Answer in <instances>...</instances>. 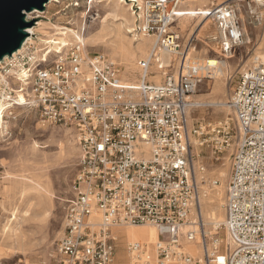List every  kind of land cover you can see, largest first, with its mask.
Instances as JSON below:
<instances>
[{
  "label": "built area",
  "instance_id": "built-area-1",
  "mask_svg": "<svg viewBox=\"0 0 264 264\" xmlns=\"http://www.w3.org/2000/svg\"><path fill=\"white\" fill-rule=\"evenodd\" d=\"M183 1L192 0L131 3L136 29L154 39L147 59L138 62L136 88L121 85L118 67L102 56L85 65L79 36L40 51L26 42L0 64L2 121L17 108H32L43 122L75 132L77 173L56 245L59 264H111L117 242L111 227L118 225L157 231L154 244L125 245L130 264H264V65L257 61L244 71L232 90L233 129L228 122L190 127V97L208 77L206 67L189 61L195 37L182 40L169 30ZM238 13L227 3L201 14L215 26L212 40L223 57L242 44ZM163 51L179 59L161 84L151 85L152 62L159 70L171 66L159 60ZM193 138L198 147L211 144L215 161L232 151L219 226L224 241L205 229L201 200L212 182L193 154ZM190 243L200 257L186 250Z\"/></svg>",
  "mask_w": 264,
  "mask_h": 264
},
{
  "label": "rangeland",
  "instance_id": "rangeland-1",
  "mask_svg": "<svg viewBox=\"0 0 264 264\" xmlns=\"http://www.w3.org/2000/svg\"><path fill=\"white\" fill-rule=\"evenodd\" d=\"M141 1L139 0L138 3ZM223 1L199 0V4L214 2L217 5ZM117 3L123 7L122 10L128 20V24L122 26V35L128 45L132 48L136 47L138 43L145 41L149 36L141 34L136 29L138 23L135 21V16L132 15L131 0H50L44 14L36 17L38 25L33 30L36 36L32 40L33 46L36 51L43 48L39 39H46L48 38L46 35L50 34V31L45 30L44 25L64 26L74 30L76 35L82 39L85 38V46H83L89 58L102 56L118 67L121 85H125L124 82L131 83L129 85H137L140 75L138 62L145 60L151 45L144 55H135L129 64V68H132V79H122L121 76L125 71L124 62L120 58L110 55L112 49L116 47L115 35L110 34L105 38L104 43L99 44L98 42L94 48H90L86 43L87 40L100 33L108 34L113 30L115 32L120 21L113 18L110 8ZM227 3H232L235 6L240 5L238 16L242 35H244L243 41L244 39L245 41L233 51L231 55L233 58L228 62L226 95L222 97L218 95L216 99L222 98L218 101L212 100L209 93L215 79H211L209 75L205 74L208 78L201 82L192 95L193 97H190L193 104L188 109L190 127L208 124L212 127L228 122L233 129L234 118L229 107L227 110L218 106H201V103L219 101L228 103L241 74L257 65V63H253V58L257 53H264L263 31L262 43L258 38L261 30L264 29V16L258 17V13L264 12V8L257 9L255 13L250 14L247 5L250 4L255 10L253 0H247V2L229 0ZM180 4L177 6L178 12L186 7V4ZM204 8L200 12L205 10ZM200 12L195 18H182V16L175 18L169 30L177 33L182 40L193 35L195 37L194 50L189 53V61L204 65L208 59L218 60L223 56L217 44L212 40V36H216L215 26L210 20H203L199 15ZM68 22L70 24H67ZM201 26H203L202 30L196 34V28ZM243 28L247 29L250 41ZM63 37L67 43L74 42V36L68 32ZM61 38L62 36L53 37L56 41H60ZM151 38L154 40L153 37ZM262 55L257 59L264 65V54ZM170 57L166 63L161 61L162 64L171 65L166 67L167 69L157 70V66L153 63L149 67L148 82H151V85L161 84L164 78L163 74L171 73L179 57L176 54H172ZM192 141L195 143L196 139L193 138ZM193 154L196 156L198 164L201 163L205 167L204 177L207 181H217L218 185L220 184L214 175L217 169L226 172L228 170L230 173L231 148L222 151L218 155V161L214 159L211 144L203 147H198L195 144ZM78 155L79 148L73 129L43 122L35 109L17 108L11 118L3 121V125L0 126V264H59L60 256L57 253L56 245L62 233L65 207L74 195L73 180L77 173ZM228 178L222 182L223 204L226 192L224 187ZM30 181L40 184L42 196L38 197L36 191L30 188L23 189L22 185L28 184ZM204 187L206 188V185ZM208 187L211 189V185ZM222 211L224 212V206ZM116 229H111L113 237L117 239L114 245L115 256L124 247L121 239L115 235ZM205 229L207 233L214 234L211 227L205 226ZM216 232L217 237L224 241L223 229L218 227Z\"/></svg>",
  "mask_w": 264,
  "mask_h": 264
},
{
  "label": "bare ground",
  "instance_id": "bare-ground-1",
  "mask_svg": "<svg viewBox=\"0 0 264 264\" xmlns=\"http://www.w3.org/2000/svg\"><path fill=\"white\" fill-rule=\"evenodd\" d=\"M131 1L132 2H138L139 0H131ZM228 1L229 0H224L223 2H221L217 5L214 2H210V6L208 8H210L212 6H218V5L226 4V2H228ZM235 2H247V0H239V1L236 0ZM253 2L255 4V10L253 9V7L250 4L247 5V8H248V11L250 14L255 13L257 9L264 8V3H260L257 0H253ZM117 4H119V5H117ZM117 4L112 5V7L110 8V11H111L110 13L113 16V18L116 19V21H118V22L120 21L119 24H117L115 32L113 30V31L109 32L108 34L100 33L99 35H96L95 37H92L89 40H87L86 43L90 48H94L98 42H99V44L104 43V41L106 40L105 38L107 36H110V34L115 35L114 36V42L116 44V47L114 49H112V52H110V55L116 56L124 62L125 71H124L123 75L121 76L122 79H129V78L132 79V76H131L132 75V68H129V64L134 59L135 55H141V56L144 55V53L148 49V47L150 45L152 46V38L149 36L148 39H145V41L138 43L137 46L134 48H132L130 45H128L124 39V36L122 35V26H124V25L126 26L128 24V20H127V17L125 15V12L122 10L123 7L120 6V3H117ZM181 4H183V5L186 4V8H182L181 11H179V12H181L180 14L182 16H186L189 18H195L197 16V14L200 12V10H202L204 7L207 6V4H205V3L199 4V0L183 1V2H181ZM196 4H198V5H196ZM236 6L240 12V9H239L240 5L237 4ZM208 8L203 10L202 12H200L199 15L201 16V14L206 13L207 10H209ZM262 16H264V12L258 13V17H262ZM251 19H252V17H251ZM103 20H102V22H103ZM203 20H205V19L203 18ZM67 24H70V23L68 22ZM44 26H45V30H47V32L50 31V34L46 35V36H48V38H46V39H42V38L39 39L41 47H43L41 50L49 48V47L54 48V45L62 44L64 46V45L69 44L65 41V39L63 37L67 34V32L70 35H73L75 39H76V37H78V35H76L74 30L68 29L64 26L54 25V24H51V25L46 24ZM82 26H83V24H82ZM203 26H204V24H203ZM203 26L196 28V32H197L196 34L200 33V30H202ZM33 30H34V28L30 29V32L32 35H34ZM243 30H244V33L249 38V33H248L247 29L243 28ZM262 31L264 33V29H262L261 34L258 35V38L261 41V43H262V38H263L262 37L263 36ZM54 36H62V38L60 41H56L55 39H53ZM213 37L214 36H212V38ZM243 37H244V35H243ZM74 38H73V40H75ZM196 38L198 39L197 41L199 42L198 36ZM33 39H34V37L29 38L27 40V42L33 43V41H32ZM244 41H245V39H244ZM244 41H242V42H244ZM249 41H250V38H249ZM82 42H83V45L85 46V38L82 39ZM245 44H248V43H245ZM20 51L21 50H19L18 52H20ZM159 54H160V56L158 57L159 60H161L163 63H166L168 61L169 57L174 53H167L166 51H163V52H160ZM262 54H264V53H257L256 56L253 58V63H257V61H258L257 58L260 57ZM148 55L149 54H147L145 59H147ZM105 58H106V56H105ZM222 58H220L218 60L211 58V59H208L206 62H204V65L199 64L200 66L207 68V69L205 68V70H206L205 74L209 75V77L211 79L212 78L215 79V82L213 83L212 88H211V92H210L211 97L210 98L212 100H216V101L222 99V98L216 99V97L218 95H220L222 97V96L226 95V93H227L226 88H227V84H228V79H226V73L228 72V62L233 57L230 55V56L222 57ZM83 59H84V64L86 65L89 62V57L87 55L86 49L83 50ZM129 75H130V77H129ZM124 83H125V85H123V86L125 88H130V87L136 88L137 87L136 85H129L131 83H128V82H124ZM19 99L22 100L21 96H19ZM201 106H218V107L226 108L228 110L227 103H224L221 101L201 103ZM1 125H3V121L0 118V126ZM194 144H196V143H194ZM215 172L216 173H214V175H216L220 184L214 185V183L212 181L211 189L209 187H207L206 194H205L204 198L201 200V215H202V218L204 221V225L207 227H211L213 229V232H214V234H212L213 237L217 236L216 230L224 222V212L222 211L223 206H224L222 182L224 179H227L228 175H229L228 170L226 172L224 170H218L217 169ZM30 182L28 184H23L22 185L23 189L30 188V189L36 191L38 197L42 196L41 192H40V188H41L40 184L37 182H34V181H30ZM225 188H226V185H225L224 189ZM95 218H96V220H98L97 216H95ZM115 228H117L114 231L115 235H116V237L118 236L121 239V242L123 243L124 247H123L122 251H119L117 253V255L115 256L114 262L112 264H130L129 259H128V255L125 251V245L127 243H130L133 241H138V242H144L146 244H154L158 239L157 231L155 230L154 227L149 226V225H143V226L118 225V226L111 227V229H115ZM112 236H113V232H112ZM191 244H194V243H190V244L185 245V248L187 251H188V249H187L188 246H190ZM190 249L192 250V255L197 256V254L199 253L198 247H196L195 245H192V247Z\"/></svg>",
  "mask_w": 264,
  "mask_h": 264
},
{
  "label": "water",
  "instance_id": "water-1",
  "mask_svg": "<svg viewBox=\"0 0 264 264\" xmlns=\"http://www.w3.org/2000/svg\"><path fill=\"white\" fill-rule=\"evenodd\" d=\"M50 0H0V64L11 59L29 38L37 21L31 14H43Z\"/></svg>",
  "mask_w": 264,
  "mask_h": 264
},
{
  "label": "crops",
  "instance_id": "crops-1",
  "mask_svg": "<svg viewBox=\"0 0 264 264\" xmlns=\"http://www.w3.org/2000/svg\"><path fill=\"white\" fill-rule=\"evenodd\" d=\"M205 4H207V7L206 8H204V9H207L209 6H210V2H208V3H205ZM180 5H182V4H180ZM186 8V7H185ZM181 12H179L178 13V15H180V16H182L181 14H180ZM198 16V15H197ZM183 17H186V16H182V18ZM153 46H154V40H152V46H151V49H150V51L152 50V48H153ZM150 51H149V53H150ZM169 58H171V57H169ZM155 66H157V70H158V64L157 63H155V62H152ZM152 63L150 64V66L152 65ZM209 97H211V94L209 93ZM192 245H195L196 247H198V245H196V243H194V244H191L190 246H188V252L192 255V250L190 249L191 247H192ZM198 250H199V253L197 254V256L198 257H200V248L198 247Z\"/></svg>",
  "mask_w": 264,
  "mask_h": 264
}]
</instances>
